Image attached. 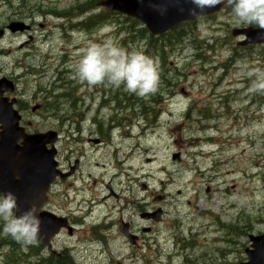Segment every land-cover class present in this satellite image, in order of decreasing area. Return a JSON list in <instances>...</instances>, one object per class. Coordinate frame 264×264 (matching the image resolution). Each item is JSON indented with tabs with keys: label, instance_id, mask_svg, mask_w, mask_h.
I'll list each match as a JSON object with an SVG mask.
<instances>
[{
	"label": "rangeland",
	"instance_id": "obj_1",
	"mask_svg": "<svg viewBox=\"0 0 264 264\" xmlns=\"http://www.w3.org/2000/svg\"><path fill=\"white\" fill-rule=\"evenodd\" d=\"M26 1V7L23 8ZM100 1L0 0V26L9 18L30 19L34 16L37 23L47 27L46 31L38 29V40L33 51L31 48L26 49L28 45L21 47L28 40L24 36H8L0 46V49L8 50L6 57H0L3 73L22 77L16 97L21 100V109L30 105L23 113L26 115V123H32V131L59 130V158H89L85 160V170L93 177L97 178L98 174L94 168L95 161H98L96 158H101L102 163L106 162L109 173L104 181L97 179L98 186L95 189L102 195L106 194L104 186L113 183V174L117 173L112 169V158H133V163L127 164L133 165L129 177H123L119 169V179L114 180L117 192L133 189V200L138 198L141 204L149 205V209L161 207L167 213L160 226L161 234L148 236L142 249L131 250L122 239H118L112 245L113 254L107 255L102 253L101 247L82 244L83 252L74 255L76 260L79 264H183V260L177 258L179 256L174 252L179 230L191 234L204 227L211 234L218 227L214 226L215 220L218 222L217 216L224 223L244 224L250 219L251 234L263 233L264 112H261L260 99L254 98L249 90H244L246 84L238 83L247 76L248 70L258 67L264 69V47H241L238 55L233 54V48L240 39L234 38L232 33L244 25L237 26L233 22L230 10L215 20H200L194 32L189 30L179 34L177 41L169 43L175 52L173 54L168 50L169 61L163 58L158 60L160 80L166 79L163 94L173 92L175 95L170 100L165 97L163 105L155 108L161 111L160 114L164 110L167 113L162 114L158 124L151 127V124L140 119L141 108L137 102L134 101L131 109H118L119 100L124 98L121 89L88 87L74 79V65L82 50L89 43L107 39L105 34L126 50H142L148 55L145 53L147 46L144 48V44H138V38L133 37L137 32L129 34V30H120L118 27L117 22L126 21L124 18L103 16L101 27L110 26L97 30L94 35L83 31H76L72 38L65 35L61 24L66 21L57 19V16L79 7H82L83 12L91 11L98 8ZM38 9L41 14H38ZM126 26L140 28L129 22ZM121 31L125 32L123 36L126 42L120 37ZM210 38L212 42L209 44L215 45L213 51L201 42V39L209 41ZM46 53L49 58L44 60ZM201 54L199 59L198 55ZM63 66L60 74L58 70ZM222 66H227L225 73L220 69ZM28 67L38 73H27ZM62 84H65L64 90L75 91L79 97L76 108H72L71 102L63 97L56 102L54 99H46L62 93L64 90H59ZM149 98L144 99L145 103ZM105 100L112 105H102ZM125 100H132V96L125 97ZM251 102L253 104H249ZM41 104H44V108L33 114L32 106ZM153 116L151 114V123ZM68 118L70 121L72 118L73 122L70 123ZM112 120L115 123L121 121L124 126L133 122L129 128L123 126L114 131L110 127ZM100 129L104 134L100 133ZM99 137L106 139L101 146L89 143L91 139ZM209 143L219 145L210 146ZM209 152H214V156L204 158ZM198 153L200 156H197ZM178 154L181 160H174L173 157ZM147 158L152 161L147 163ZM214 167L221 171L211 178L212 175L205 172ZM147 174L151 177H147ZM169 178L172 182H168ZM144 184L148 186L146 191L143 190ZM157 195H165L166 201L154 202ZM111 205L112 201L108 202V207ZM219 229V237L214 241L217 245L214 244L212 254L211 250L208 251L206 263L224 264L221 249L224 246L237 252L229 255L232 264H241L245 261L247 238L243 233L238 234L237 230L226 232L220 224ZM2 235L0 233V242ZM221 239L224 243L220 245ZM199 244L203 247V241ZM182 246L178 243L179 251ZM9 251L10 248L8 250L5 247L0 253L10 257L12 253ZM29 254V249L16 246L15 263L28 262ZM2 261L6 263L4 258H0V264Z\"/></svg>",
	"mask_w": 264,
	"mask_h": 264
},
{
	"label": "clouds",
	"instance_id": "obj_2",
	"mask_svg": "<svg viewBox=\"0 0 264 264\" xmlns=\"http://www.w3.org/2000/svg\"><path fill=\"white\" fill-rule=\"evenodd\" d=\"M143 0H141V3ZM192 16L203 14L217 5L228 8L237 25L254 27L264 39V0H186ZM252 78L249 92L264 95V69L247 71ZM74 79L88 87L123 89L139 98L155 95L160 87L159 61L142 50H126L109 37L89 43L74 65ZM0 233L22 248L35 246L40 238L39 207L32 204L21 211L17 195L0 193Z\"/></svg>",
	"mask_w": 264,
	"mask_h": 264
},
{
	"label": "water",
	"instance_id": "obj_3",
	"mask_svg": "<svg viewBox=\"0 0 264 264\" xmlns=\"http://www.w3.org/2000/svg\"><path fill=\"white\" fill-rule=\"evenodd\" d=\"M104 5L108 10H120L139 17L153 33H158L157 30L167 19L166 15L169 19L175 17V14H167V2L164 0H143L142 3L141 0H111ZM258 42H264V39L260 38ZM3 88L5 86L0 82V123L4 125L0 141V193L14 192L21 211L29 207L27 203L32 205L31 200H36V205L41 209L53 174L49 166L51 158L48 157L52 152L46 151L45 146L53 139L50 135L36 138L23 134V130L18 128L11 105L8 106L2 99ZM20 138L25 139L23 147L16 144ZM39 220V239L47 242L53 236L52 226L42 217ZM253 242V250L248 251L247 264H264V236L253 239Z\"/></svg>",
	"mask_w": 264,
	"mask_h": 264
},
{
	"label": "flooded vegetation",
	"instance_id": "obj_4",
	"mask_svg": "<svg viewBox=\"0 0 264 264\" xmlns=\"http://www.w3.org/2000/svg\"><path fill=\"white\" fill-rule=\"evenodd\" d=\"M60 169L64 175L68 177L66 179H57L53 185V206L54 212L60 216L68 218L71 224L77 222L76 216L82 217L85 214V207L88 205L89 199H87L86 192L91 190V183H87V179L92 177L90 173L85 175L82 168L71 172V166L68 169L65 167V163L60 161ZM82 170L83 172H81ZM97 182L94 180L93 184ZM114 195L113 193L111 194ZM138 208L135 209V214H138ZM118 224L124 219L123 210L119 211ZM128 218V217H126ZM84 220L85 217H82ZM130 224V229L135 231L133 215L131 218L126 219ZM71 259H65L63 262H54V264H71Z\"/></svg>",
	"mask_w": 264,
	"mask_h": 264
},
{
	"label": "bare ground",
	"instance_id": "obj_5",
	"mask_svg": "<svg viewBox=\"0 0 264 264\" xmlns=\"http://www.w3.org/2000/svg\"><path fill=\"white\" fill-rule=\"evenodd\" d=\"M63 98H65V99H68L70 102H71V104L73 103V101H74V99L73 98H71L68 94H65V95H63L62 96ZM150 104V103H149ZM148 107V106H147ZM150 110L152 111L153 110V105H150ZM154 117V116H153ZM178 243H181V244H183V246H182V249H181V251H187V250H189L190 248L188 247V242L186 241V239H182L181 240V242H178ZM71 264H75V262L71 259Z\"/></svg>",
	"mask_w": 264,
	"mask_h": 264
},
{
	"label": "trees",
	"instance_id": "obj_6",
	"mask_svg": "<svg viewBox=\"0 0 264 264\" xmlns=\"http://www.w3.org/2000/svg\"><path fill=\"white\" fill-rule=\"evenodd\" d=\"M51 262V261H50ZM54 264V263H53Z\"/></svg>",
	"mask_w": 264,
	"mask_h": 264
}]
</instances>
